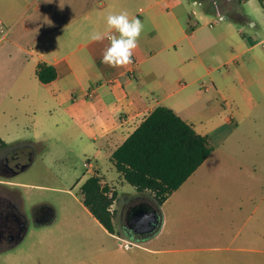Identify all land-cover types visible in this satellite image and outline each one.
<instances>
[{"label":"crops","instance_id":"crops-1","mask_svg":"<svg viewBox=\"0 0 264 264\" xmlns=\"http://www.w3.org/2000/svg\"><path fill=\"white\" fill-rule=\"evenodd\" d=\"M121 11L140 19L144 31L133 63L113 68L102 62L109 41L93 42L89 36L105 30L108 14ZM0 21V137L20 165L33 161L37 144L12 137L10 115L14 103L23 100L41 107L56 104L85 118L88 133L103 138L86 161L95 162L109 186L100 167L112 163L114 151L156 107L175 110L215 147L189 179L216 165L212 156L237 129L233 113L264 108V6L259 0H108L99 7L92 0H0ZM41 63L55 67V80L40 81ZM12 123L24 128L17 119ZM25 155L31 157L28 162L21 161ZM16 176H0V198L16 205L28 233L20 189L25 183ZM148 200L163 216L162 206L153 197ZM132 209L125 212L127 221ZM23 240L0 244L5 264L22 263L24 255L13 249Z\"/></svg>","mask_w":264,"mask_h":264},{"label":"rangeland","instance_id":"rangeland-1","mask_svg":"<svg viewBox=\"0 0 264 264\" xmlns=\"http://www.w3.org/2000/svg\"><path fill=\"white\" fill-rule=\"evenodd\" d=\"M92 1L99 7L108 0ZM14 106L12 137L37 141L30 167L16 176L25 183L21 203L29 227L13 249L24 255L21 264H264V108L233 113L237 129L212 156L216 165L168 198L160 231L149 242L134 243L121 224L137 190L109 160L99 171L118 191L119 233L108 232L83 202L80 188L90 177L84 163L103 138L94 139L85 118L59 105L23 100ZM16 119L24 128L15 127ZM25 157L21 161L31 158ZM44 205L53 208L54 219L40 224L36 215ZM5 256L1 251L0 264Z\"/></svg>","mask_w":264,"mask_h":264},{"label":"trees","instance_id":"trees-1","mask_svg":"<svg viewBox=\"0 0 264 264\" xmlns=\"http://www.w3.org/2000/svg\"><path fill=\"white\" fill-rule=\"evenodd\" d=\"M259 2L264 6V0ZM37 75L42 83H49L57 72L54 66L41 63ZM8 147L0 137V150ZM214 150L208 135L199 133L172 108L160 105L114 151L111 161L125 182L140 193L150 194L162 206ZM80 191L85 206L107 231L119 233L113 209L118 192L97 173L85 180Z\"/></svg>","mask_w":264,"mask_h":264},{"label":"clouds","instance_id":"clouds-1","mask_svg":"<svg viewBox=\"0 0 264 264\" xmlns=\"http://www.w3.org/2000/svg\"><path fill=\"white\" fill-rule=\"evenodd\" d=\"M105 23L103 32L93 31L89 36L93 42L105 39L109 41L103 52L102 62L113 68L131 65L134 52L139 47L144 24L135 16H130L127 11L108 14Z\"/></svg>","mask_w":264,"mask_h":264},{"label":"flooded vegetation","instance_id":"flooded-vegetation-1","mask_svg":"<svg viewBox=\"0 0 264 264\" xmlns=\"http://www.w3.org/2000/svg\"><path fill=\"white\" fill-rule=\"evenodd\" d=\"M12 153V150H3L0 152V172H6L9 167L15 168L16 166V159ZM130 203L128 205V208H134L139 205L147 204L150 203L151 201L148 200L145 195H139L132 197L130 199ZM151 204V203H150ZM16 211V212H15ZM15 213L16 215H14ZM16 219H15V218ZM17 217L18 220L25 221V217L21 213L18 212V209L14 203H12L11 199L8 197H1L0 198V244L1 243H9L10 240H17L19 234H21V223L18 221L17 223ZM37 222H41L42 219H47L48 216L41 212H37ZM124 220L126 222H122L121 226L124 229V232L127 236H130L135 234L133 231L130 229L128 221L126 220V217L124 216ZM144 236L143 235H137L138 239H142ZM131 239V238H130ZM132 240V239H131Z\"/></svg>","mask_w":264,"mask_h":264},{"label":"water","instance_id":"water-1","mask_svg":"<svg viewBox=\"0 0 264 264\" xmlns=\"http://www.w3.org/2000/svg\"><path fill=\"white\" fill-rule=\"evenodd\" d=\"M32 160H30L29 163L24 165H18L17 167H9L6 171V175L9 177H13L18 175L19 173L27 170L31 165ZM39 211L45 213L48 218L42 219L40 222L47 223L49 221H52L54 219V210L50 206H42ZM25 221H21V234H19L17 240H22L26 233H27V224ZM163 222V216L158 208L155 206L147 203L143 205H139L135 208H133L128 217V224L130 229L133 231V235H131V239L135 242H143L151 239L154 237L159 231L162 226ZM143 235L144 237L142 239H138L137 235Z\"/></svg>","mask_w":264,"mask_h":264},{"label":"built area","instance_id":"built-area-1","mask_svg":"<svg viewBox=\"0 0 264 264\" xmlns=\"http://www.w3.org/2000/svg\"><path fill=\"white\" fill-rule=\"evenodd\" d=\"M195 4H197L198 2L195 1ZM194 13H196V11H194ZM224 17H220L219 20H222ZM216 21H213L210 23L211 26H213L215 24ZM1 24V21H0ZM207 89V88H206ZM84 167L86 168L87 172L90 174V176L95 175L96 174V164L93 160H87L84 163Z\"/></svg>","mask_w":264,"mask_h":264}]
</instances>
